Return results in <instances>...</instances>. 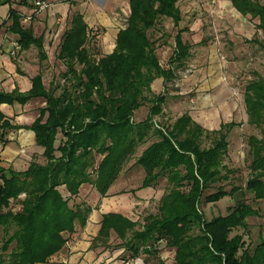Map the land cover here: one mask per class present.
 <instances>
[{
	"label": "trees",
	"instance_id": "obj_1",
	"mask_svg": "<svg viewBox=\"0 0 264 264\" xmlns=\"http://www.w3.org/2000/svg\"><path fill=\"white\" fill-rule=\"evenodd\" d=\"M20 2L30 7V0ZM11 4L12 0H0V7ZM177 4L178 0H129V17L116 35L112 53L97 61L88 57V28L76 14L58 54L66 64L64 78L73 93L66 86L54 96L43 86L41 76L32 79L26 94L0 92V105L23 106L38 99L45 104L29 127L12 126L0 114V139L5 143L6 131H31L46 161L45 165L32 162L24 172L0 168V264H47L76 230L85 227L92 212L86 203L70 206V199L79 197L83 185L104 198L149 139L153 140L135 165L144 171L141 189L166 181L168 191L159 200L157 214L148 215L141 227L120 214L103 215L92 248H108L113 233L122 243L123 264L141 256L144 264H167L169 253L173 264H264V240L253 250L244 248L248 219L260 217L245 193L254 202L264 201V78L250 81L243 94L246 124L259 132V137L247 140L251 176L244 192L238 187L228 192L223 186L234 172L222 165L228 135L237 126L234 122L207 131L184 114L169 127L154 124L166 97L154 95L152 84L157 79L172 82L174 71L184 68L189 46L178 35L170 61L175 68L164 70L148 31L160 19L177 25L181 21ZM231 4L264 33V5L257 0H231ZM8 18V31L17 36L20 50L36 46L43 60L41 39L23 29L20 15L11 8ZM76 65L81 66L79 73ZM147 102L151 104L147 117L134 122L135 112ZM58 133L64 141L56 148ZM204 141L207 147L202 146ZM20 195L25 196L18 202L20 210L12 212L10 202ZM226 197L233 198L234 206L225 215L206 219L199 210L202 202L216 204Z\"/></svg>",
	"mask_w": 264,
	"mask_h": 264
},
{
	"label": "rangeland",
	"instance_id": "obj_2",
	"mask_svg": "<svg viewBox=\"0 0 264 264\" xmlns=\"http://www.w3.org/2000/svg\"><path fill=\"white\" fill-rule=\"evenodd\" d=\"M220 1L217 0L218 3L212 4L209 0H179L178 8L182 19L177 27L169 19H160L155 28L148 31V37L154 44L162 69L175 68L170 61L176 50L175 36L179 29L182 30L184 43L190 47V55H193L191 60L190 58L186 60L183 69L174 71L172 82L164 84L162 79H157L152 84L154 95L166 97L162 113L154 118V124L166 128L184 114H188L202 128L210 130L218 127L219 122H234L237 126L228 135V151L222 159V165L234 172L230 175L229 183L223 186L228 192L233 187L241 188L244 192L246 180L251 176L248 169L247 140L250 136L259 137V132L246 124L243 94L250 81L264 78V33L257 31L253 23L241 17L230 6L221 9L224 13L222 16L210 17L213 11L220 10ZM257 1L264 5V0ZM38 2L44 7H38ZM126 2V0L115 2L30 0V7H24L20 0H12L10 6L0 7V18L5 19L0 27H8L11 24L8 18L9 8L16 11L20 15L23 29L31 30L36 39H41L44 59H41L40 50L36 46H31L27 51L20 50L17 37L12 35H10V46L13 48L15 44L16 47L8 55L24 75L42 76L45 89L51 91L54 96H58L66 86L73 93L71 83L65 82L64 78L67 71L66 64L58 59L62 39L65 32L72 26V17L76 14L82 16L88 28L85 50L90 59L97 61L112 53L117 33L126 26L130 13ZM1 41L0 37V45ZM16 50L18 53H14ZM211 57H214L212 62L209 61ZM75 70L79 73L81 66L76 65ZM31 105L29 113L33 114L29 115V119L36 118L39 109L45 107L40 99L34 100ZM150 107L151 104L147 102L137 110L134 122L143 121ZM152 140L149 139L146 145L140 146L135 156L124 166L122 172L128 169L127 175L123 174L125 176L119 179L120 185H127L128 189L130 186L137 188L142 185L143 170L135 165V161ZM62 141L64 139L58 133L56 148ZM3 144L4 141L0 139V153L4 147ZM208 144L204 141L202 146L207 147ZM26 148L29 150V146ZM35 151L36 153L32 154L34 162L45 165L43 150ZM27 154L26 160H29L31 153ZM0 159H2L1 156ZM99 160L100 158L96 157V164ZM153 190V196L145 200V204L135 206L130 213L131 219L139 227L143 225L148 215L157 214L159 200L168 191L166 181L160 180ZM212 192L215 191L212 190L206 194ZM149 193V189H141L139 195ZM63 194L66 195L64 192ZM24 197L20 195L17 201H11L9 209L12 212L19 211L18 202ZM245 199L254 209H258L260 214V217L248 219L249 229L244 234V248L253 250L261 240H264V201L254 202L249 193H245ZM80 203L85 201L78 196L70 199L69 202L70 206ZM233 206V198L226 197L216 204L202 202L199 210L204 213L206 219H211L225 215ZM108 243L110 248L121 249L122 243L113 233H110ZM166 263L173 264L172 253H169Z\"/></svg>",
	"mask_w": 264,
	"mask_h": 264
},
{
	"label": "crops",
	"instance_id": "obj_3",
	"mask_svg": "<svg viewBox=\"0 0 264 264\" xmlns=\"http://www.w3.org/2000/svg\"><path fill=\"white\" fill-rule=\"evenodd\" d=\"M108 1L115 2L116 0ZM126 1L129 8V0ZM219 6L220 10L213 11L210 17L218 18L222 16L224 13L221 11V9L227 6H230L237 14H239L232 7L231 0H221ZM4 20L5 19L0 18V26L2 25V22ZM4 27L5 26L0 27V37L2 40L0 45V92L7 94L12 92L26 94L32 88V79H34L39 74L34 76L24 75L22 71L19 70V66L16 65L15 61L10 58L8 54L9 52L11 54V52L14 50L10 46V35H16H13L8 31L9 26L5 28ZM182 34V30L179 29L176 33L175 38L180 35L182 42L184 43ZM114 47L115 41L113 43V49ZM208 51L209 49L207 50V52ZM190 52L191 51L189 47V55L187 59L190 58L191 60L193 58V55H190ZM14 53H18L17 50L14 51ZM213 59L214 57H211L209 58V61L212 62ZM32 102L33 101H30L23 106L18 104H14L12 106L2 104L0 105V114L12 126L21 128L29 127L38 117L37 116L36 118L29 119V115L32 113H29ZM221 124L226 123L219 122L218 127L214 128L213 130L206 129L205 127L203 128L208 131H216L220 128ZM1 134L2 132L0 131V135ZM4 140V147L2 148V151L0 153V156L2 157V159H0L2 160V163H0V168H3L5 170L10 169L14 172L26 171L30 163L34 162V160L32 159L34 155L32 156V154L36 153L35 150L37 149L41 150V148L36 146L34 133L25 129L6 131ZM28 146L29 150L26 148ZM29 152L31 153V157H29V160H26L28 155L27 153ZM127 170L128 169L120 173L116 181L109 188L104 198L100 197L91 186H81L79 198L84 199L85 203L92 208V212L88 217L85 227L76 230L75 233L70 236L64 249L53 258H51L47 264H123V261L121 260V255L123 252L122 249L110 248L109 246L108 248H105V246L102 245H97L92 248V243L99 233L103 215L108 213H115L131 219L130 213L134 209V207L139 204H145L144 201L150 199L154 194L153 188H148L150 192L149 194L139 195L141 186L137 188H132L130 186V188L128 189L127 185H120L121 181H119V179L122 178V176L127 175ZM143 259V256H141L137 260L131 262V264H144Z\"/></svg>",
	"mask_w": 264,
	"mask_h": 264
},
{
	"label": "built area",
	"instance_id": "obj_4",
	"mask_svg": "<svg viewBox=\"0 0 264 264\" xmlns=\"http://www.w3.org/2000/svg\"><path fill=\"white\" fill-rule=\"evenodd\" d=\"M210 2H211L212 4H214L215 2H217V0H210ZM37 6L40 7V8H43V7H44V6H43L42 4H40V3H38ZM15 47H16V45L13 44V48H15ZM12 55H13V53H12ZM124 264H131V262H126V263H124Z\"/></svg>",
	"mask_w": 264,
	"mask_h": 264
}]
</instances>
